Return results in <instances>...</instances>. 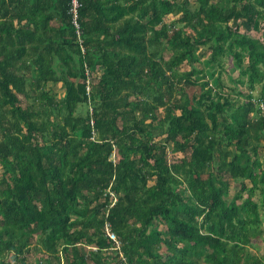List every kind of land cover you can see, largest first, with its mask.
Segmentation results:
<instances>
[{"label": "trees", "instance_id": "obj_1", "mask_svg": "<svg viewBox=\"0 0 264 264\" xmlns=\"http://www.w3.org/2000/svg\"><path fill=\"white\" fill-rule=\"evenodd\" d=\"M233 1L223 9L197 0L192 13L188 0H78L79 37L73 0H0V264H28L37 250L45 261L35 264H264L248 253L249 226L261 223L264 207V163L251 133L255 115V135L264 129V87L259 101L250 94L233 105L223 93L215 100L207 82L193 107V97L174 95L171 75L209 49L210 64L233 56L251 91L264 81V42L239 32L259 28L264 0ZM178 4L180 22L194 32L155 31L153 42L174 46L165 61L148 54L147 33ZM182 80L193 87L202 78L191 71ZM50 82H62L66 97L43 91L39 120L21 97ZM84 103L92 115L76 116ZM128 112L141 117L121 124ZM156 126L164 141H156ZM171 146L185 157L169 160ZM178 163L188 169L189 194L179 192ZM247 181L261 191L260 204L238 203Z\"/></svg>", "mask_w": 264, "mask_h": 264}, {"label": "rangeland", "instance_id": "obj_2", "mask_svg": "<svg viewBox=\"0 0 264 264\" xmlns=\"http://www.w3.org/2000/svg\"><path fill=\"white\" fill-rule=\"evenodd\" d=\"M213 3L218 5L219 7L223 9H231L236 6L233 0H213ZM188 7L192 11V13H197L199 10V4L197 0H188ZM136 16L139 19H142L143 21L147 22L150 18H142L139 13L136 14ZM183 19V13L181 12V4H178L175 8L174 12L167 14L164 16L162 24L155 27L154 31H149L147 33V46H148V54H153L158 52L159 56L165 60H170L174 55V46L170 43L166 42L164 38H160L159 42L155 43L153 42L155 40V31L159 32L160 29L163 26H166L169 30H177L182 27H184V32L188 31L189 33L194 32L193 25H187L186 23H181L180 21ZM259 28H251L246 29L245 27H240L239 32L249 35L251 37L260 39L264 42V20H261ZM227 24H225L226 26ZM229 25H232V21L229 22ZM226 29V28H225ZM80 42V41H79ZM81 43V42H80ZM84 50V48H82ZM211 50L209 49H202L196 54V60L190 61L187 60L184 62L178 70L171 74L172 78L175 82L178 83V87L174 91V95L178 96L179 98H185V97H193L194 103L193 107H200V100L202 98L203 91L207 90L206 83L208 82L210 86H213V98L217 99V93H223L227 95L233 105L236 104H243L247 101V98L245 95H252L253 99L255 101H259V97L261 95V92L264 87V81L259 82L255 84V87L253 88V91H251V88L249 87V81L248 77L242 74L241 68L238 66L236 59L231 56L230 54H226L223 56L218 63H209V59L211 57ZM244 65H247V60L244 61ZM261 69L264 71V65H261ZM191 71H195L196 77L202 78L201 84L193 86V87H187L184 86V81L182 80L184 78V74L190 73ZM28 76H31L30 71L26 73ZM205 76V78H204ZM184 88V91H180ZM45 91L44 93L48 94L49 96L56 98L58 101L64 99L66 97V87L62 82L53 83L50 82L47 84V86L41 87L39 90L33 91L31 93L30 98L26 96L21 97L22 106L24 108H34L36 111H38L41 116L39 117V120L46 119L43 118L44 113H46V103L44 99L41 98V93ZM92 115V104L91 103H84L80 104L77 111L76 116L86 117L88 115ZM129 113V112H128ZM158 117H161L162 119L166 116V109L162 108L157 113ZM263 114H261L262 116ZM140 118L141 114L139 112H136L134 115L132 114H125L122 118H120L121 124H130L131 120L133 118ZM219 123H222L223 118L218 116ZM55 119V117H53ZM261 118L258 115H255L253 117V125L251 128V133L253 134L252 137V147L257 146L258 148V157L264 163V129L258 130V136L255 135V128L258 127V121ZM155 125L158 124L157 121L154 122ZM168 124H164L162 128H167ZM159 126H156L154 128L155 139L157 142H161L165 140L166 134L163 133ZM173 147L171 146L169 149V160H181L185 157L184 152L177 150V152L174 151ZM187 156H190V152L187 153ZM112 159L116 162V151L112 157ZM178 173L177 176L180 179V186H179V192H183L184 194H189V190L187 188V185L189 183V177H188V169L186 166L183 165V163H178ZM3 169L0 167V175H2ZM154 182H151L150 184H153ZM247 185L250 188L247 192L244 193V198L240 200L238 203L241 204L243 201L247 198H251L254 202L260 204V196L261 191L260 190H251L252 184L247 181ZM262 186V184H260ZM236 186L239 188V184H234L229 193L226 196L227 200L233 199L235 192H236ZM114 197L113 203L115 204L117 201L116 195L112 193ZM113 204V205H114ZM260 215H261V223L259 225H250L249 229L253 232L252 237V244L248 248L249 253V259H252V257L260 258L262 259L264 257V207H260ZM154 228L159 229L163 231L166 229L165 223H163L161 220H155L154 221ZM108 228H110V225L107 224L106 226V233L108 232ZM118 247L116 250H119L121 248V243L119 239L117 238ZM165 250L162 249L161 252H164ZM115 251H103L102 254L106 256H114ZM11 259H13V256H9ZM41 261L42 263L45 261V256L41 255L39 251H34L31 256L28 255V264H35V262ZM153 261V260H152ZM113 264V263H112ZM151 264H155L152 262ZM203 264V263H200Z\"/></svg>", "mask_w": 264, "mask_h": 264}, {"label": "built area", "instance_id": "obj_3", "mask_svg": "<svg viewBox=\"0 0 264 264\" xmlns=\"http://www.w3.org/2000/svg\"><path fill=\"white\" fill-rule=\"evenodd\" d=\"M79 6H80V4H79L78 0H73V8L71 10L74 14L73 22H74V25L76 26V28L78 30L79 37H81L80 25L78 23V8H79ZM261 108L264 110V104L263 103L261 104ZM107 230H108V232H107L108 236H110L111 239H113L114 241H117V237L114 234V232H112V230L110 228H108Z\"/></svg>", "mask_w": 264, "mask_h": 264}]
</instances>
